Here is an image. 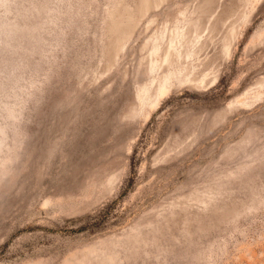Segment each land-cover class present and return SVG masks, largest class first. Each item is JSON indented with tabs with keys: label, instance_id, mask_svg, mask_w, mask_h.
Segmentation results:
<instances>
[{
	"label": "rangeland",
	"instance_id": "rangeland-1",
	"mask_svg": "<svg viewBox=\"0 0 264 264\" xmlns=\"http://www.w3.org/2000/svg\"><path fill=\"white\" fill-rule=\"evenodd\" d=\"M137 2L0 0V264H264V0Z\"/></svg>",
	"mask_w": 264,
	"mask_h": 264
},
{
	"label": "bare ground",
	"instance_id": "bare-ground-1",
	"mask_svg": "<svg viewBox=\"0 0 264 264\" xmlns=\"http://www.w3.org/2000/svg\"><path fill=\"white\" fill-rule=\"evenodd\" d=\"M162 1H164V0H157V1L156 0L155 1H153V0H142V1L139 0V4L137 2V3H135L134 8H131V12L134 11V13H136L134 16L129 15V14H128V16H125L126 13L118 12L119 10L116 11L112 7V9H110V12H109L110 20H111V23L109 25L110 32L112 34H117L119 31H121V32H124V34H125L124 37H122V38L120 37L122 34L121 35H117V37L115 39L116 41L114 42L115 45L118 48H120L118 46V45L121 46L122 40H120V39L125 40L126 38H129L130 34H131L130 32L135 30L136 25L145 16V14L150 9L154 8L156 5H158ZM116 3L119 6L121 5V2L120 3L116 2ZM200 7L203 10L207 6L206 5H201ZM124 11L126 12V11H128V9H124ZM181 15L185 16L184 13H181ZM123 16L127 18L126 20L124 19L125 20L124 23L119 19V18H121ZM192 21H193V23L189 22V24H187L188 26L191 25V29H193L190 35H187V31L190 30L189 28H185V26H183L184 28H177L176 27L174 29L173 25L164 26L165 30L161 31L158 34L159 35L158 37L160 38V40L164 39V42H166L165 46H164V48H161L159 46L160 44H158V45L154 44L155 48L152 51H150V52H152V54L155 56V54L159 53V51L167 50L166 53H165L164 59H163L164 60L163 62H164V64L167 67H170V66H172L173 64H176V63H180L181 61H182V63L193 61L192 58L196 55V52L191 50L192 47H193L192 45H190V43H192L191 40H195L194 43L197 42L196 46H198V43H199L200 38L202 37V34L205 31L213 32V30L215 29L214 27H213L214 29L210 28V26H208L209 24H207L206 22H204L203 24H199L198 25L197 19L196 20H192ZM130 22L132 23L131 26H129ZM122 26L124 27L123 29H122ZM15 28H18V27H15ZM125 28L129 32H125ZM13 30H15V29H13ZM20 30H23V29H20ZM194 43H192V44L194 45ZM184 46H185V48H184ZM222 46H224V45H222ZM187 47H189V48H187ZM224 47H226V46H224ZM198 49L201 50L202 48L200 47ZM191 51H193V52L191 53ZM114 61H115V59H114ZM109 64H111V63H109ZM192 64H193L192 62L189 64L190 67H191ZM151 65H152V67L150 68V73L151 74H154L155 72H158L161 69V67H162V65L160 66V65H157L156 63H152ZM189 74H191V71L190 72L187 71V74H184V76H183L185 79H187V81H188ZM171 75H172V73L162 74L161 77H158V79H160L159 83H161L160 89H162V91L164 90L165 85H167V83L170 82ZM150 76L153 77V75H150ZM205 78H206V75L203 73L202 78L199 79V83H203ZM155 79L156 78L150 80L149 88L147 87V84L145 83V85L143 86V88H144L143 92H148L150 87H151L152 90L154 89V91H155V85H156V80ZM189 80L192 81V79H189ZM164 93H165V90H164ZM152 99H153V103H155L157 101V96L155 98V93H152ZM113 179L115 180V178H113ZM114 180H112L110 182L111 185L114 183L113 182Z\"/></svg>",
	"mask_w": 264,
	"mask_h": 264
}]
</instances>
